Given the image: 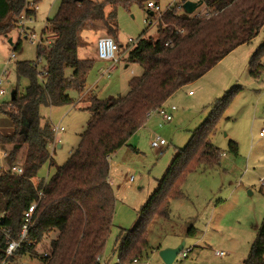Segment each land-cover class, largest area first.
I'll use <instances>...</instances> for the list:
<instances>
[{"label":"trees","instance_id":"obj_1","mask_svg":"<svg viewBox=\"0 0 264 264\" xmlns=\"http://www.w3.org/2000/svg\"><path fill=\"white\" fill-rule=\"evenodd\" d=\"M137 1L142 5L148 0ZM202 1L206 13L188 14L170 7L158 21L155 38L140 36L129 47L127 60L137 62L142 73L130 80L125 94L107 98L89 95L91 115L78 145L46 182H36L38 169L47 160L53 165L49 146L54 131L40 108L69 103L71 88L78 92L85 89L94 59L78 57V47L86 45L80 31L92 21L115 35L114 24L109 20L115 19L116 10L106 13L105 9L115 5L116 0H62L57 14L47 18L45 29H50L51 39L45 42L47 45L43 41L38 44V58L44 56L45 69L39 71L35 61L17 62L16 73L26 77L28 84L22 93L14 90L15 98L0 107L12 124L10 133L0 132L5 163L13 162L15 154L25 147L23 172H0V264L25 255L40 264H98L97 257L102 255L111 230L115 203L108 179L109 155L145 124L151 110L165 104L182 86L203 76L236 47L252 41L264 25V0ZM27 2L0 0V33L23 10L27 15L34 12ZM147 11L153 16L152 11ZM19 46L17 41L15 49ZM263 55L264 42L251 56L253 77L264 69ZM220 105L219 101L214 109L219 110ZM216 119V113H211L200 125L199 137L178 151L142 206L134 226L119 234L115 264L141 258L148 248L150 223L156 216L168 217L169 202L183 195L181 186L188 172L219 162L220 150L209 139ZM39 190L43 192L41 198ZM34 200L37 206L26 237L7 255L8 239L19 238L24 211ZM50 232L55 234L49 240V250L38 253L37 245ZM244 264H264V218Z\"/></svg>","mask_w":264,"mask_h":264},{"label":"rangeland","instance_id":"obj_2","mask_svg":"<svg viewBox=\"0 0 264 264\" xmlns=\"http://www.w3.org/2000/svg\"><path fill=\"white\" fill-rule=\"evenodd\" d=\"M26 1L28 6L34 3V12L25 19L26 32H20L21 27L16 26L19 18L16 15L10 21V27L0 33V78L5 89L0 95V103L10 102L11 92L22 93L28 84L26 77L17 75V62L35 61L39 71L45 69L44 56L38 58V44L43 38L47 45L45 42L52 35L50 29H45L47 18L57 14L62 2ZM157 1L162 10L172 7L178 12L184 11L185 0ZM113 8L116 16L109 23L114 24L115 35L108 34L99 22L90 21L80 31L86 45H80L77 54L79 58L93 59L97 38L108 35L118 44L119 60L108 72L104 71L109 64L107 61L94 60L86 76L85 89L80 92L70 89L71 102L40 108V113L52 127L59 125L64 130L54 131L49 146L53 165L47 160L38 169L36 182L47 181L56 166L65 163L78 145L91 115L89 95L107 98L125 94L130 80L142 73L137 62L127 60L132 45H128V39L155 38L159 14L151 10L154 15L149 25L151 16L146 2L141 5L137 0H116L115 5L106 6V13ZM206 12L207 8L201 4L189 14ZM31 34L34 38H30ZM17 41L20 46L15 49ZM263 42L264 25L252 41L236 47L203 76L182 86L167 99L166 109L175 106L169 111L172 114L170 121H164L157 111H152L128 142L109 155L108 179L115 203L111 230L101 255L107 264L118 262L119 234L134 226L142 206L157 188L178 151L189 147L199 137L202 133L200 125L214 112L217 119L209 139L220 150L219 162L206 169L201 165L188 172L181 186L183 195L170 200L168 217L156 216L152 220L147 234L148 248L139 256V262L132 260L128 264H165L159 251L175 247L182 241L183 248L170 264H244L264 218V133L260 135L264 128V69L257 77L250 72L251 56ZM11 52L14 59L7 61ZM261 63L264 65V55ZM219 101L221 105L226 104L216 111L214 108ZM11 130L9 117L0 112V132L10 133ZM155 136L162 137L166 144L159 149L152 147L151 140ZM24 155L25 147L22 146L12 161L23 165ZM54 234L48 233L37 245L38 253L49 250V240ZM186 249L187 255L183 256ZM6 264L40 263L25 255L16 256Z\"/></svg>","mask_w":264,"mask_h":264},{"label":"built area","instance_id":"obj_3","mask_svg":"<svg viewBox=\"0 0 264 264\" xmlns=\"http://www.w3.org/2000/svg\"><path fill=\"white\" fill-rule=\"evenodd\" d=\"M186 1V0H185ZM28 3L27 2V6H28ZM31 5L28 6V8L30 9H33L32 7L34 6V3H30ZM146 6H147V9L148 10H152L153 12H157L159 14V17L157 18V21L155 24H158V21L159 19L161 18L162 14L167 10L169 9L170 7H168L167 9L165 10H162L160 5L155 2L154 0H148L146 2ZM152 12V13H153ZM197 15H199V13H196ZM154 15V14H153ZM27 17V14H26V11L23 10L20 15H19V18L17 19V24L16 26L17 27H21L20 28V32H26L24 30V25H25V19ZM152 17L149 18V21L147 24L151 25L152 24ZM51 37V36H49ZM49 37L47 38V41L46 42H49L50 39ZM30 38H34V34H31V37ZM43 41V38L41 39L40 42ZM39 42V43H40ZM137 42V40H134L132 38H129L128 39V45L129 44H132L134 45L135 43ZM131 45V46H132ZM96 53H97V57L101 60H104V61H109L111 62V65L104 71H109L111 70L113 67H114V63L117 62L119 60V47H118V44L116 43V41L114 40L113 37L111 36H99L97 38V41H96ZM14 59V53L11 52L8 56V59L7 61H12ZM5 61V63L7 62ZM3 84V79L0 78V95H3L5 93V89L4 87L2 86ZM191 93V91L189 92ZM1 104V103H0ZM165 104H162L158 107H156L155 109L151 110L148 115L152 112V111H157L163 118L164 121H170L172 119V114L169 112L170 110H174L175 109V106H171L169 109H166L164 107ZM64 130V127L63 126H59V125H56L53 127V131L55 132H61ZM264 133V128L261 129L260 131V135H263ZM166 144V141L162 138V137H159V136H155L152 138L151 140V145L152 147H155V148H161L162 145ZM6 156V152L3 151V150H0V172L1 173H12V174H16V175H19L23 172V166L21 163H17V162H11V163H8L6 164L5 163V160H4V157ZM46 182V181H44ZM43 195V192L41 190H39L38 192V197L41 198ZM37 206V200H34L29 206L28 208L24 211V215H23V224H22V227H21V231H20V235H19V238L18 239H14V238H11L9 235L8 237H10L8 239V245H7V248H6V254L7 255H10L13 253V251L18 248V246L20 245V242L26 237V234H27V231H28V227L29 225L31 224V221H32V215L35 211V208ZM187 251L188 249L184 250L182 252V255L183 256H186L187 255ZM217 253H220L222 254L223 251H216ZM140 259H133V261L135 263L139 262ZM97 261H98V264H107V262L105 260H102L101 256H98L97 257ZM147 263V262H146Z\"/></svg>","mask_w":264,"mask_h":264},{"label":"water","instance_id":"obj_4","mask_svg":"<svg viewBox=\"0 0 264 264\" xmlns=\"http://www.w3.org/2000/svg\"><path fill=\"white\" fill-rule=\"evenodd\" d=\"M80 1V0H78ZM203 4L202 0L192 1L186 0L182 4V8L186 13H192L199 5ZM152 13V12H150ZM11 42V40H9ZM15 98L14 91L11 92V99ZM184 242L182 241L179 245L175 247H166L159 251L160 257L163 259L165 264H170L178 252L183 248Z\"/></svg>","mask_w":264,"mask_h":264},{"label":"crops","instance_id":"obj_5","mask_svg":"<svg viewBox=\"0 0 264 264\" xmlns=\"http://www.w3.org/2000/svg\"><path fill=\"white\" fill-rule=\"evenodd\" d=\"M235 49H236V48H235ZM224 58H225V57H224ZM224 58H223V59H224ZM93 59H94V60H97V59H98V57H97V53L95 54V56L93 57ZM223 59H222V60H223ZM222 60H220L219 63H220ZM107 62L109 63L107 67H109V66L111 65V63H110L109 61H107ZM191 93H192V92H191ZM191 93H190V94H191ZM4 158H5V157H4Z\"/></svg>","mask_w":264,"mask_h":264}]
</instances>
